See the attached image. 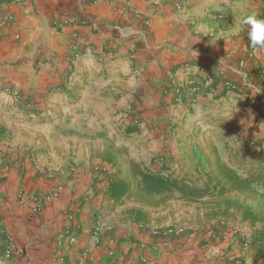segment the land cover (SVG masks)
I'll list each match as a JSON object with an SVG mask.
<instances>
[{"label":"crops","instance_id":"1","mask_svg":"<svg viewBox=\"0 0 264 264\" xmlns=\"http://www.w3.org/2000/svg\"><path fill=\"white\" fill-rule=\"evenodd\" d=\"M130 2L148 27L118 0H0V86L21 97L14 103L0 94V250L13 240L25 249L22 264H54V238L64 228L76 237L64 252L69 264H143L142 257L147 264H231L238 257L242 235L228 226L219 230L222 224L153 248L149 225L120 221L127 212L148 213L115 205L106 191L115 178L133 187L134 174L145 169L180 174L179 180L201 177L202 187L218 189L228 187L214 180L222 166L251 173L263 164L264 91L251 97L240 73L264 85V50L250 46L246 25L230 33L238 18L234 4L264 18V0ZM79 15L91 25L54 26ZM74 33L87 51L72 46ZM183 65L209 71L212 88L202 91V74L178 72ZM225 81L237 90L224 89ZM174 86L182 87L180 101ZM236 104L230 120L210 114L203 127L186 126L197 106L235 110ZM36 198L45 201L37 216L31 214ZM95 214L105 228L96 247L90 241Z\"/></svg>","mask_w":264,"mask_h":264},{"label":"rangeland","instance_id":"2","mask_svg":"<svg viewBox=\"0 0 264 264\" xmlns=\"http://www.w3.org/2000/svg\"><path fill=\"white\" fill-rule=\"evenodd\" d=\"M262 165H264V162ZM262 165L259 163L257 169L251 173L250 171L245 172V170H243L236 174L241 178H246L256 173V171L262 170L260 169ZM157 173L183 182L185 185L195 188L197 191L209 190L211 192L203 197L191 199L183 197L178 192L162 195L152 194L137 189L134 183L131 189L132 194H130L122 204L117 205L121 206L128 204L131 207L141 208L148 214H136L134 216L133 212H127L120 220L123 224H127L128 221L136 220V222L153 227L150 225V221H153L154 224H159L161 221L178 217L179 221H174V219H172L170 224H186L195 229L196 236H198L200 232L205 233L203 231L206 228V224L210 225L209 229L213 230V232L217 231L218 224H222L219 226V230L221 228L225 229L228 226L232 228V230L238 229L239 233L242 235L241 242H239V250L236 249L238 257L236 256L234 262L231 264H264V261L256 259L257 245L264 234V221L260 220L264 217V199L262 197L264 195V179L261 182L252 183L251 188L243 192L228 191L218 196L217 191L220 187L218 189L202 187L205 185V182H203V178L201 177L193 179V176H182L179 180L180 174H177V176L174 173H164L160 170ZM260 173H262L264 177V168ZM215 175L214 180L220 179V181H224L220 171H217ZM224 188L227 189L228 187ZM202 210H204V214L201 216L199 212ZM244 216H249V220H244ZM228 222H232L230 223L231 225H227ZM201 227H203V229H201ZM203 247L205 251H207L208 248L205 245Z\"/></svg>","mask_w":264,"mask_h":264},{"label":"built area","instance_id":"3","mask_svg":"<svg viewBox=\"0 0 264 264\" xmlns=\"http://www.w3.org/2000/svg\"><path fill=\"white\" fill-rule=\"evenodd\" d=\"M103 0H83L85 4H95ZM124 10V13L133 17L137 20L138 24H141L143 27L149 26V21L147 19V16L140 13L137 9H135L130 0H118ZM181 4H177V8H180ZM7 22L12 21V17L8 16L5 19ZM65 25H74L76 27H85L91 25V19L86 15H79V16H70L69 18L65 19L62 23H54V26L56 29L61 28ZM72 46L74 48L79 49L80 47L82 49H85L86 51L89 49L88 43L86 40L78 35L77 33H74L71 37ZM242 65V63H240ZM178 72L182 74H188L190 75L193 72H197L199 74L204 75V83L202 91L208 90L212 88L213 86V75L209 73V71H206L201 68H193L186 65L181 66L178 69ZM259 78L264 83V75L259 74ZM224 89H226L229 92L236 91V87L233 85V83H230L229 81H225L223 83ZM173 93L175 94L176 100L180 101L183 96V91L181 86H174L172 87ZM0 94L9 96L14 103H18L21 99L20 93L9 86H0ZM245 101H248L250 99V93L248 92L245 96H243ZM61 188L59 189V191ZM44 199L43 198H36L34 201L33 208L31 209L32 215H39L43 208H44ZM69 215H67V219H72L75 214L78 212V205L75 207ZM92 230H91V236L90 241L91 245L97 246L101 242L102 235L104 233L105 228L101 224V217L95 214L92 219ZM149 232L151 234V237L153 238V241L149 244L151 247L155 248L157 245H166L172 241H176L179 239H186V237L189 235V233H193L195 231L194 228L186 225V224H169L165 226H154L149 227ZM55 243V252H54V264H69L65 257V251H68L70 247H72L76 243V237L69 228H64L60 232L56 233L54 238ZM26 257L25 249L21 246H19L17 243H15L13 240H6L4 243L3 249L0 250V264H22L24 262V259ZM143 264L148 263V259L146 257H142L140 260Z\"/></svg>","mask_w":264,"mask_h":264},{"label":"trees","instance_id":"4","mask_svg":"<svg viewBox=\"0 0 264 264\" xmlns=\"http://www.w3.org/2000/svg\"><path fill=\"white\" fill-rule=\"evenodd\" d=\"M262 165V164H261ZM264 165L260 169L263 170ZM262 170L256 171V173L247 176L246 178L239 177L234 171L221 167L219 169L225 184L228 188L220 187L217 191V195L221 196L228 191L243 192L251 188V184L254 182H261L264 177ZM134 176V182L136 188L157 195L168 194L173 192L180 193L183 197L197 199L210 194L209 190H196L195 188L185 185L183 182H179L171 177L162 176L160 173L152 172L151 170H143L136 172ZM132 184L124 179L115 178L108 182L106 197L109 201L117 204H122L125 199L132 194ZM263 194H264V181H263ZM264 199V195L262 196ZM264 221V217L260 219ZM256 259L264 261V234L259 241L256 249Z\"/></svg>","mask_w":264,"mask_h":264},{"label":"clouds","instance_id":"5","mask_svg":"<svg viewBox=\"0 0 264 264\" xmlns=\"http://www.w3.org/2000/svg\"><path fill=\"white\" fill-rule=\"evenodd\" d=\"M243 4H234L233 10L237 13V22L234 24L232 29L231 35H235L239 33L243 26H247V37L249 40L250 46L255 51L264 50V18H261L259 14L252 12V13H245ZM192 54H197L196 52L191 50ZM241 79L242 82L247 85L250 89L251 97H256L264 91V85L253 83L252 79H249V74L247 72H241ZM239 109L237 108V104L235 106V110H233L230 106L225 105L223 109H208L205 107L197 106L194 112L188 116L186 126L189 130L195 127H203L206 123V120L210 114L216 116H224L227 120L233 118L234 114L237 113ZM251 114H249V122L246 123V127H251ZM242 124L245 122L242 121ZM261 125V124H260ZM259 125V127H260ZM260 133L256 136L259 137Z\"/></svg>","mask_w":264,"mask_h":264}]
</instances>
